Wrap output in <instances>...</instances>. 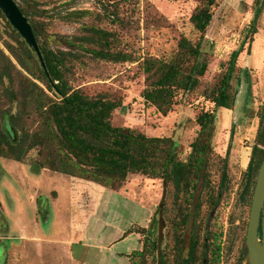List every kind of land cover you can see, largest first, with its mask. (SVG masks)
Here are the masks:
<instances>
[{
  "label": "trees",
  "instance_id": "16d2710c",
  "mask_svg": "<svg viewBox=\"0 0 264 264\" xmlns=\"http://www.w3.org/2000/svg\"><path fill=\"white\" fill-rule=\"evenodd\" d=\"M14 1L34 27L47 70L0 10V158L94 183L115 193H120L133 175L162 180L167 198L159 213L167 233L165 237L156 234L152 226L155 219L149 229H142L147 232L143 248L127 256L130 264H239L246 253L250 210L264 161V100L247 169L240 181L233 182L229 157H221L213 149L215 112L195 109L199 132L185 160L171 138L115 128L113 114L121 108L122 99L108 93L91 96L75 87V70L88 61H137L114 49V34L99 21L84 23L93 13L74 9L78 0H55L47 11L37 0ZM197 1L190 24L198 39L182 35L170 57L138 61L139 73L145 79L142 98L163 117L199 98L212 103L215 110L234 111L237 105V86L243 81L238 63L244 45L232 53L221 73L207 81L215 58L204 50V44L219 2ZM100 3L105 12L100 17L111 19L109 13H113L105 8V1ZM256 6L253 34L257 33L255 25L264 1L258 0ZM43 14L47 19L59 17L82 25L74 35L54 34ZM244 72L250 83L248 67ZM11 129L19 133L17 142ZM32 152L37 157L29 162ZM236 186L244 220L239 235L227 237L224 225H218L219 216L211 228L209 221L224 201L229 202ZM133 233L130 229L124 238Z\"/></svg>",
  "mask_w": 264,
  "mask_h": 264
},
{
  "label": "rangeland",
  "instance_id": "374dc122",
  "mask_svg": "<svg viewBox=\"0 0 264 264\" xmlns=\"http://www.w3.org/2000/svg\"><path fill=\"white\" fill-rule=\"evenodd\" d=\"M37 1L44 11L55 3ZM102 1L113 13H109L113 21L100 17L105 14ZM257 1L218 0L205 38L204 50L215 58L207 81L221 73L232 53L244 45L238 63L243 81L237 86L240 95L234 111L215 110L212 103L199 98L163 117L142 98L145 79L139 73L138 61L170 57L182 35L198 39L190 24L199 6L197 0H78L74 9L93 13L84 23L99 21L114 34V49L137 62L88 61L76 68L73 85L91 96L108 93L120 97L123 104L113 114V126L135 129L148 137L171 138L183 160L199 132L195 109L215 112L213 149L217 155L229 157L233 182L240 181L252 155L264 100V8L255 25L257 33H252ZM43 15L54 34L74 35L82 25ZM247 67L250 83L244 72ZM36 157V152L30 153L29 162ZM129 179L127 186L115 193L94 183L0 158V264H130L127 256L143 248L147 232L142 229H149L154 219L156 234L165 237L167 228L159 207L167 194L162 180L141 175ZM202 189L201 184L200 192ZM241 209L236 186L229 202L224 201L215 211L210 228L219 216L218 225H224L227 237L239 235L244 220ZM130 229L138 237L124 238ZM244 258L241 264H246Z\"/></svg>",
  "mask_w": 264,
  "mask_h": 264
},
{
  "label": "water",
  "instance_id": "95a60500",
  "mask_svg": "<svg viewBox=\"0 0 264 264\" xmlns=\"http://www.w3.org/2000/svg\"><path fill=\"white\" fill-rule=\"evenodd\" d=\"M0 10L3 12L11 26L26 42L27 46L40 62L42 68L47 70L44 55L30 19L23 14L14 0H0ZM239 95L240 92L237 96V101ZM234 123H236V118ZM11 133L14 141H16V131L11 129ZM213 215L210 218L209 226ZM245 249L246 256L244 262L246 264H264V161L260 167L254 190L249 223L245 237ZM241 263L242 261L239 262V264Z\"/></svg>",
  "mask_w": 264,
  "mask_h": 264
},
{
  "label": "crops",
  "instance_id": "0c3cea01",
  "mask_svg": "<svg viewBox=\"0 0 264 264\" xmlns=\"http://www.w3.org/2000/svg\"><path fill=\"white\" fill-rule=\"evenodd\" d=\"M43 171H47V170H43ZM131 235H136L137 237H138V235L137 234H135V233H133V234H131ZM130 236V235H129ZM1 239H4V238H1ZM6 249V248H5ZM5 252V255H4V257H6V255H7V251H4ZM130 255V254H129Z\"/></svg>",
  "mask_w": 264,
  "mask_h": 264
},
{
  "label": "flooded vegetation",
  "instance_id": "af4514ba",
  "mask_svg": "<svg viewBox=\"0 0 264 264\" xmlns=\"http://www.w3.org/2000/svg\"><path fill=\"white\" fill-rule=\"evenodd\" d=\"M0 221H1V219H0Z\"/></svg>",
  "mask_w": 264,
  "mask_h": 264
}]
</instances>
